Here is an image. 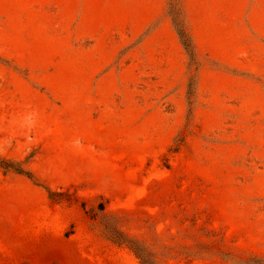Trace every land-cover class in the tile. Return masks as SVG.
Masks as SVG:
<instances>
[{
  "label": "rangeland",
  "instance_id": "rangeland-1",
  "mask_svg": "<svg viewBox=\"0 0 264 264\" xmlns=\"http://www.w3.org/2000/svg\"><path fill=\"white\" fill-rule=\"evenodd\" d=\"M0 161V264H264V0H0Z\"/></svg>",
  "mask_w": 264,
  "mask_h": 264
},
{
  "label": "trees",
  "instance_id": "trees-1",
  "mask_svg": "<svg viewBox=\"0 0 264 264\" xmlns=\"http://www.w3.org/2000/svg\"><path fill=\"white\" fill-rule=\"evenodd\" d=\"M170 16L172 18V23L174 24V28H175L176 34L178 36L179 42L182 45L183 49L186 51V53L189 54L190 49H191V44H190L189 38L185 32V28L181 24L180 17H179L180 15L177 12L176 5H173L172 11L170 10ZM0 167H2L4 169H11V167L8 164H6L2 161H0ZM13 171L20 173L18 170H13ZM134 254H136V257L142 262V264H149L148 262L144 261L139 256V254L137 253V250H134Z\"/></svg>",
  "mask_w": 264,
  "mask_h": 264
}]
</instances>
